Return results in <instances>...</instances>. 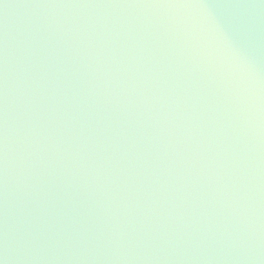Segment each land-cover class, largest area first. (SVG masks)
Returning <instances> with one entry per match:
<instances>
[{
    "label": "water",
    "instance_id": "obj_1",
    "mask_svg": "<svg viewBox=\"0 0 264 264\" xmlns=\"http://www.w3.org/2000/svg\"><path fill=\"white\" fill-rule=\"evenodd\" d=\"M0 264H264V0H0Z\"/></svg>",
    "mask_w": 264,
    "mask_h": 264
}]
</instances>
